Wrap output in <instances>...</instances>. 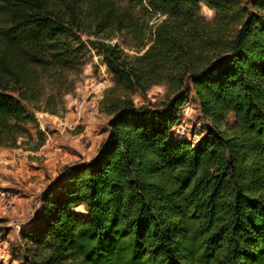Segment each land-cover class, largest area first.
I'll list each match as a JSON object with an SVG mask.
<instances>
[{"label":"trees","instance_id":"obj_1","mask_svg":"<svg viewBox=\"0 0 264 264\" xmlns=\"http://www.w3.org/2000/svg\"><path fill=\"white\" fill-rule=\"evenodd\" d=\"M87 45L114 78L108 133L43 193L24 263L264 264V0H0V147L37 122L24 102L74 90ZM190 91L197 141L172 135Z\"/></svg>","mask_w":264,"mask_h":264},{"label":"rangeland","instance_id":"obj_2","mask_svg":"<svg viewBox=\"0 0 264 264\" xmlns=\"http://www.w3.org/2000/svg\"><path fill=\"white\" fill-rule=\"evenodd\" d=\"M201 12L209 19L214 14L206 5H202ZM157 21L155 17L151 23ZM106 41L119 44L129 54L135 53L121 36ZM87 48L74 90L58 97L53 112L43 109V101L24 102L37 122L26 125L27 134L20 136L15 146L0 147V264H25L20 231L40 208L43 193L63 166L91 160L108 133L111 116L102 110L101 101L112 88L114 78L94 49L90 45ZM165 92V85H154L144 94H132V99L137 105H154ZM187 95L188 102L180 111L181 122L173 128L172 135L197 141L204 120L192 92Z\"/></svg>","mask_w":264,"mask_h":264},{"label":"clouds","instance_id":"obj_3","mask_svg":"<svg viewBox=\"0 0 264 264\" xmlns=\"http://www.w3.org/2000/svg\"><path fill=\"white\" fill-rule=\"evenodd\" d=\"M209 15H211V13H209Z\"/></svg>","mask_w":264,"mask_h":264}]
</instances>
